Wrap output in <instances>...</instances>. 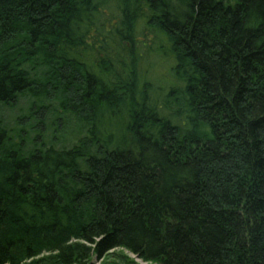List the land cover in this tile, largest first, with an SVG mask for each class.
Wrapping results in <instances>:
<instances>
[{
	"label": "trees",
	"instance_id": "16d2710c",
	"mask_svg": "<svg viewBox=\"0 0 264 264\" xmlns=\"http://www.w3.org/2000/svg\"><path fill=\"white\" fill-rule=\"evenodd\" d=\"M123 250L264 264V0H0V264Z\"/></svg>",
	"mask_w": 264,
	"mask_h": 264
},
{
	"label": "rangeland",
	"instance_id": "374dc122",
	"mask_svg": "<svg viewBox=\"0 0 264 264\" xmlns=\"http://www.w3.org/2000/svg\"><path fill=\"white\" fill-rule=\"evenodd\" d=\"M147 48H143L142 52L143 55L146 57L147 55H145V51ZM144 57V58H145ZM150 61H148V59L146 58V61H148V63L150 62L151 65L154 63L152 71H154V66L157 64V62L161 63L162 65H164V58L160 57V56H155V57H151L149 58ZM164 69V68H162ZM159 72V71H158ZM167 72V71H166ZM162 76L167 75V73L162 72L161 73ZM26 105L27 102L22 100L20 101L19 105L10 112V114H8V109H6V111L4 110V114L5 116H1L3 118V120L5 121V123L7 125H9L10 128L12 129H16L17 128V118L21 117L25 114L26 110ZM20 128H17V131ZM67 144L69 142H66ZM121 248L115 249L113 252H120ZM125 253H129L127 250H123ZM129 255L131 256L132 259H135L137 264H160L158 262H146V261H142L140 258L133 256L131 253H129ZM94 262L96 264H121L120 261L118 260V258L116 256H112V257H106L104 260H99L97 261L96 259H94Z\"/></svg>",
	"mask_w": 264,
	"mask_h": 264
},
{
	"label": "bare ground",
	"instance_id": "6f19581e",
	"mask_svg": "<svg viewBox=\"0 0 264 264\" xmlns=\"http://www.w3.org/2000/svg\"><path fill=\"white\" fill-rule=\"evenodd\" d=\"M140 63H141V62H140ZM140 63H138V67H137V68H138L139 71H142V70L144 69V64H145V63H142V64H140ZM123 122H124V121L122 120V123H123ZM123 124H124V123H123ZM131 254H132L133 256H136V255H134L133 253H131ZM138 258H139V257H138Z\"/></svg>",
	"mask_w": 264,
	"mask_h": 264
}]
</instances>
